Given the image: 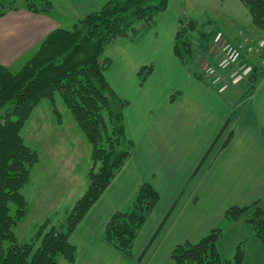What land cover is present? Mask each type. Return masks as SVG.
<instances>
[{"label":"crops","instance_id":"obj_1","mask_svg":"<svg viewBox=\"0 0 264 264\" xmlns=\"http://www.w3.org/2000/svg\"><path fill=\"white\" fill-rule=\"evenodd\" d=\"M49 1L53 9L48 15L21 8L0 18V65L12 70L27 63L46 36L59 28L71 29L78 20L99 10L109 0ZM181 20L197 25L190 36L195 58L209 56L218 32L233 44L244 38L255 40L264 36L241 0H168L167 10L158 16L156 27L143 33L137 42L123 38L107 48L105 57L111 66L106 77L129 103L125 119L134 150L71 235L70 242L76 248L74 264H132L181 194L178 207L142 264H174L171 253L176 246L197 243L212 230L222 229L224 222L230 224L227 229L238 237L237 245L246 241L243 264H249L251 250L252 259L259 264V247H262L259 242H262L250 233L244 219L229 222L225 212L231 207H247L256 202L264 209V76L238 101L227 96L230 89L219 93L208 81L198 79L195 74L201 73L197 63L185 65L175 55ZM149 66L153 71L141 84L139 71ZM48 112L51 113L50 108ZM230 118L228 132L233 137L229 145L190 182ZM226 136L227 132L223 140ZM75 151L62 146L49 149L48 166L58 163L61 171L68 169L65 155ZM48 162L40 156L29 183L32 190L34 171L46 167ZM145 182L158 191L161 201L139 231L129 259L105 243L104 233L112 216L129 208L139 186ZM67 206L63 205V209ZM60 222L51 221V224ZM224 236L223 233L221 240ZM58 264L71 263L61 258Z\"/></svg>","mask_w":264,"mask_h":264},{"label":"trees","instance_id":"obj_2","mask_svg":"<svg viewBox=\"0 0 264 264\" xmlns=\"http://www.w3.org/2000/svg\"><path fill=\"white\" fill-rule=\"evenodd\" d=\"M241 1L255 27L264 31V0ZM167 6L168 0H109L99 10L78 20L71 29L59 28L46 36L37 53L19 72L12 73L0 65V264H58L61 258L75 263L76 248L70 242L71 235L134 150L125 119L129 103L106 77L111 66V61L105 57L106 50L119 39L137 42L143 33L156 27L158 16ZM21 8L48 15L53 5L49 0H25L24 4L17 0H0V18ZM196 26L194 22L181 20L176 35L175 55L185 65L195 61L190 36L197 30ZM252 65L253 72L239 85L248 88L247 92L264 76L262 58L253 60ZM152 71L151 66L139 71L141 84ZM195 75L207 81L202 75ZM57 93L92 149L88 188L60 224H51L48 220L38 227L30 243L22 244L16 229L29 212V202L22 191L29 185L32 171L40 162L39 152L27 145L22 131L41 102L50 100L55 107ZM53 113L60 119L56 108ZM13 117L17 119L14 121ZM230 123L231 118L202 158L190 182L229 145L233 137L232 132H228ZM182 196L174 202L152 240L132 264L143 263ZM160 201L158 191L151 184L142 183L129 208L115 213L108 222L105 243L132 258L139 231ZM225 219L230 222L244 219L250 233L264 244V209L259 202L247 207H231L225 212ZM223 233V229L216 228L197 243L176 246L171 260L174 264H243L244 243L238 245L233 260L221 257L218 242Z\"/></svg>","mask_w":264,"mask_h":264},{"label":"rangeland","instance_id":"obj_3","mask_svg":"<svg viewBox=\"0 0 264 264\" xmlns=\"http://www.w3.org/2000/svg\"><path fill=\"white\" fill-rule=\"evenodd\" d=\"M25 63L19 67H17L18 65L14 66L11 72H19ZM247 91L248 88L239 86L230 88L226 94L232 100L238 101ZM55 99V107L52 106L50 100H44L38 106L35 115H32L25 124L22 135L27 145L37 150L45 162H48L47 151L51 148L62 146L74 148L76 151L67 156L65 155L68 161V169L61 171L58 163L49 167L48 165L51 162H48L46 167L34 171L35 181L33 179L32 182L35 184L31 183L34 189L32 190L30 185L23 189L22 192L29 202V212L16 229L18 240L22 244L31 242L38 224H44L48 220L62 222L67 217V212L75 205V201L80 199L88 188V172L92 167L91 146L78 128L62 97L57 93ZM49 108L51 113L48 112ZM54 108L60 113V119L63 123L61 127L58 125L59 116L52 112ZM4 113L5 111H2L1 115H4ZM12 119L15 121L17 118L13 117ZM70 200L71 202L65 203V201ZM63 205L64 207L65 205L68 206L63 209ZM227 223L224 222L220 226L226 231L224 232L223 241L220 239L219 249L224 260H233L238 247L236 244L238 237L233 234L234 231L227 229L230 226ZM259 244L262 245V247H259V264H264L262 262L264 260V245L260 242ZM252 251L248 252V258L250 259L248 263L256 264L252 259Z\"/></svg>","mask_w":264,"mask_h":264},{"label":"built area","instance_id":"obj_4","mask_svg":"<svg viewBox=\"0 0 264 264\" xmlns=\"http://www.w3.org/2000/svg\"><path fill=\"white\" fill-rule=\"evenodd\" d=\"M259 57L264 64V36L255 40L244 38L240 43L233 44L222 32H218L212 40L209 56L198 55L195 62L210 85L219 93H224L231 87L239 86L251 75L252 61Z\"/></svg>","mask_w":264,"mask_h":264}]
</instances>
